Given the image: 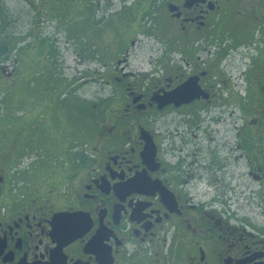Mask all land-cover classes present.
<instances>
[{"label":"flooded vegetation","instance_id":"1","mask_svg":"<svg viewBox=\"0 0 264 264\" xmlns=\"http://www.w3.org/2000/svg\"><path fill=\"white\" fill-rule=\"evenodd\" d=\"M53 18L88 141L23 79ZM0 264H264V0H0Z\"/></svg>","mask_w":264,"mask_h":264},{"label":"rangeland","instance_id":"2","mask_svg":"<svg viewBox=\"0 0 264 264\" xmlns=\"http://www.w3.org/2000/svg\"><path fill=\"white\" fill-rule=\"evenodd\" d=\"M58 23L59 21L53 18L49 25V30L54 33L55 37L58 36L59 38V41H55L54 52H50L51 54L49 55L45 53L38 56V54H36L34 56L35 65L33 66V70H30L29 74L26 73L23 79H33V82H31L30 85L28 84L30 87L28 88V92L37 99V106L39 107L37 114H45L48 105L51 108V113L52 111L57 113V109L66 112L71 122V128L68 131L69 136L64 143L67 144V140L73 138L89 139L94 137L96 127L94 119L91 118L93 115L91 107L94 108V95L98 92V82H94V74L92 73L96 65V60L93 57L89 56L82 59L68 52H66V54L63 53V55L61 53L58 54L57 45L61 47L62 52L65 51L67 45H74L72 42H65L67 38H65L66 36L64 34L66 33L67 35V32L60 29ZM68 28L71 30L77 29L78 34H83L82 40H86L87 46L94 45V42L89 40V37H93L96 33L97 22H95L91 10L86 9L85 16L80 21L70 23ZM105 55L107 58L111 56V52L106 51ZM28 60L30 61V58ZM108 60L109 59H106V61ZM136 62H138V60H136ZM84 70H86L88 76L83 78L86 80V84H84L79 91L77 90V87H80L78 84L84 83V80H80V82H76V80L81 75H84ZM80 92H82V96L88 99L86 102L87 105L85 104V106L84 102L81 100ZM83 121L86 128L85 132H81L77 127L80 123L83 124ZM74 144L76 145V142H74ZM32 159L33 158L28 156V159L25 160L29 162V160Z\"/></svg>","mask_w":264,"mask_h":264},{"label":"water","instance_id":"3","mask_svg":"<svg viewBox=\"0 0 264 264\" xmlns=\"http://www.w3.org/2000/svg\"><path fill=\"white\" fill-rule=\"evenodd\" d=\"M188 87H189V84H185L182 87L177 88L176 90L172 91L169 94V97L174 98V97L179 96L181 94L182 89H184V88L188 89Z\"/></svg>","mask_w":264,"mask_h":264}]
</instances>
